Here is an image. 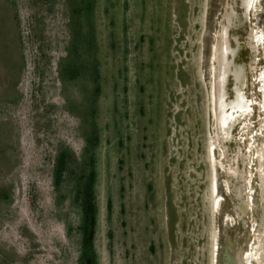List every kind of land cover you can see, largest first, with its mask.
Here are the masks:
<instances>
[{"label":"rangeland","instance_id":"obj_1","mask_svg":"<svg viewBox=\"0 0 264 264\" xmlns=\"http://www.w3.org/2000/svg\"><path fill=\"white\" fill-rule=\"evenodd\" d=\"M226 3L241 13L234 0H0V264H88V188L95 264H220L227 241L247 249L211 103ZM251 26L264 31V0L231 28L242 61Z\"/></svg>","mask_w":264,"mask_h":264},{"label":"bare ground","instance_id":"obj_2","mask_svg":"<svg viewBox=\"0 0 264 264\" xmlns=\"http://www.w3.org/2000/svg\"><path fill=\"white\" fill-rule=\"evenodd\" d=\"M234 1L239 5L241 13L234 9L233 4L226 3L211 49V103L216 140L226 159L224 171L228 175L229 182L234 184L232 195L237 201L235 213L242 227L247 225L244 215H250L252 227L247 249L241 254H232V241H227L220 264H243L244 257L252 259L253 264H264V47L261 50V70L256 76L254 75L260 88L259 101L254 102L248 92V71L252 70L256 64V53L259 51L260 40H264V31H258L251 26L247 32V38H244L250 58L247 61L239 60L242 46L238 36L231 34V28H240L245 21L249 20L250 11L254 9L256 0ZM254 105L258 109L257 127L244 134L248 136L245 141V151L236 148L230 154L228 144L235 137L234 131L242 133L249 128L248 118ZM209 154L212 159V148L209 149ZM252 164L253 169L250 167L252 170L249 172V166ZM249 173L256 179L257 201L250 192L246 194L247 189H250Z\"/></svg>","mask_w":264,"mask_h":264},{"label":"trees","instance_id":"obj_3","mask_svg":"<svg viewBox=\"0 0 264 264\" xmlns=\"http://www.w3.org/2000/svg\"><path fill=\"white\" fill-rule=\"evenodd\" d=\"M62 171L61 165L56 174V180L60 178ZM83 224L81 228L82 235V251L81 257L83 260L88 262V264L96 263V253L94 251L92 236L94 234V227L96 222V205L94 202V195L92 189L88 188L83 195Z\"/></svg>","mask_w":264,"mask_h":264}]
</instances>
